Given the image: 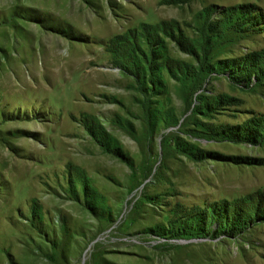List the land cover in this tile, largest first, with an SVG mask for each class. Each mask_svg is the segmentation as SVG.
<instances>
[{
    "label": "rangeland",
    "instance_id": "1",
    "mask_svg": "<svg viewBox=\"0 0 264 264\" xmlns=\"http://www.w3.org/2000/svg\"><path fill=\"white\" fill-rule=\"evenodd\" d=\"M0 264H264V0H0Z\"/></svg>",
    "mask_w": 264,
    "mask_h": 264
},
{
    "label": "bare ground",
    "instance_id": "2",
    "mask_svg": "<svg viewBox=\"0 0 264 264\" xmlns=\"http://www.w3.org/2000/svg\"><path fill=\"white\" fill-rule=\"evenodd\" d=\"M9 34H11V33L8 30H6V31H3L1 33V36L4 37V39L6 40V39H8V35ZM31 34H32V38H33L34 42L36 41L40 45L38 54H39V57H40V60H41V64H43V66H42L43 69H44V67H46L47 65L50 64V62L47 61L48 58L45 59L46 55H49L50 58H52V62L53 63H58V65H59L60 61L62 60L61 56L59 55L60 49H62V46H63V44L61 43V40H59L58 38H56L54 36L41 34V32L38 31V30L37 31L36 30L32 31ZM12 35H14V34H12ZM39 57H37L36 59L32 60L33 61V65L32 66H34L36 60L39 59ZM46 68H48V66ZM30 69H32V68H30ZM22 80L23 79H21V81Z\"/></svg>",
    "mask_w": 264,
    "mask_h": 264
}]
</instances>
